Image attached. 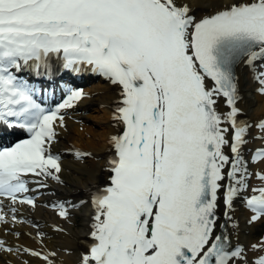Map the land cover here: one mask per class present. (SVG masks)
Masks as SVG:
<instances>
[{"label":"snow or ice","instance_id":"obj_1","mask_svg":"<svg viewBox=\"0 0 264 264\" xmlns=\"http://www.w3.org/2000/svg\"><path fill=\"white\" fill-rule=\"evenodd\" d=\"M192 11L185 0H0V128L29 134L0 147V197L35 208L33 198H18L30 191L23 177L60 182L59 157L49 151L55 122L64 127L60 109L84 96L70 89L46 112L13 70L47 72L56 57L63 69L91 70L120 90L113 119L122 131L109 139V183L92 196L93 242L79 264H246L242 247L227 232L217 234L225 227L217 208L222 191L231 219L234 200L248 187V125L239 120L235 68L252 70L264 95V0H226L199 20ZM221 98L227 112L218 110ZM257 126L264 129V121ZM252 159L264 163V149ZM257 176L262 186L245 201L251 221L264 217V174ZM55 207L68 218L64 204ZM10 211L20 222L18 209ZM8 222L0 214V225ZM252 248L264 250V241ZM3 251L55 264V252L13 250L0 240Z\"/></svg>","mask_w":264,"mask_h":264},{"label":"bare ground","instance_id":"obj_2","mask_svg":"<svg viewBox=\"0 0 264 264\" xmlns=\"http://www.w3.org/2000/svg\"><path fill=\"white\" fill-rule=\"evenodd\" d=\"M185 2L193 9L191 14L199 20L206 15L214 14L226 0H185ZM254 75L255 73L243 63L237 65L236 76L240 95L237 107L241 110L239 120L248 125L247 144L243 152L248 171L246 181L248 187L234 200L230 212L231 219H227L231 243L242 247L246 264H254L257 258L264 256V250L252 248V245L261 243L249 241L251 225L256 222H250L251 210L245 203L246 195L254 193L253 188L262 186L257 174H264V163L252 159L258 149H264V129L257 126L264 121V95L257 91L260 84L253 78ZM85 90L86 94L81 100L74 101L73 107L60 109V115L64 118V127H59V122H55L58 136L49 151L59 157L62 169L59 173L60 182L50 176L35 177L29 174L23 177L30 191L17 194L18 198L24 196L33 198L36 203L35 208L18 202L12 205L7 197H0V214H4L9 221L6 225H0V240H4L6 247L13 250L22 246L41 252H55V257H52L55 264H79L81 254L86 252L85 243L92 241L91 199L98 190L109 183L108 161L114 155L109 139L122 131V125L113 119L114 110L120 100L119 87L112 85L105 78H99L97 81L89 82ZM217 107L220 112L229 110L222 99L218 101ZM90 110L96 112V116L91 113L86 114ZM90 120L92 122H89ZM88 122L89 127L86 124ZM222 126L229 127L230 140L232 135L230 125ZM45 147L48 148V145L46 144ZM77 152L90 155L78 158ZM224 152L229 156L233 155L228 147L224 148ZM227 168L228 166L226 170ZM221 193L222 191L218 198V220L225 212ZM58 204H64L67 208L69 213L67 219L57 214L55 206ZM11 207L18 209L16 216L17 221L20 222L12 221ZM80 214L83 216L82 226L75 228V216ZM38 232L44 234L42 238L37 237ZM0 264H43V262L22 251H3L0 252Z\"/></svg>","mask_w":264,"mask_h":264},{"label":"rangeland","instance_id":"obj_3","mask_svg":"<svg viewBox=\"0 0 264 264\" xmlns=\"http://www.w3.org/2000/svg\"><path fill=\"white\" fill-rule=\"evenodd\" d=\"M88 113H91L93 116H96V112H92L91 110L90 111H87L86 114ZM89 122H92L91 120ZM86 123L87 126L90 125V123ZM89 127V126H88ZM93 129H96L95 126H92ZM76 218V222H75V225H76V228H81L82 226V223H83V216L79 215V216H75ZM264 229V220L261 222V224L259 226H256V225H252L251 228H250V231H251V234L255 231V233L257 231H261ZM258 234V232H257ZM263 236L259 237L258 238V235L256 236H251V238L249 239L250 242H258L260 240V238H262Z\"/></svg>","mask_w":264,"mask_h":264}]
</instances>
